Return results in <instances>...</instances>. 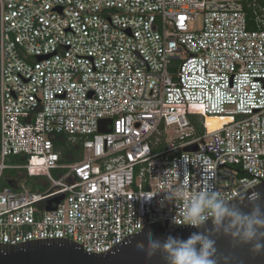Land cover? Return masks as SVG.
<instances>
[{
	"label": "built area",
	"instance_id": "built-area-1",
	"mask_svg": "<svg viewBox=\"0 0 264 264\" xmlns=\"http://www.w3.org/2000/svg\"><path fill=\"white\" fill-rule=\"evenodd\" d=\"M62 135L81 160L61 163ZM263 183L264 0H0V244L107 254L148 226L194 228V191L233 203Z\"/></svg>",
	"mask_w": 264,
	"mask_h": 264
},
{
	"label": "clouds",
	"instance_id": "clouds-1",
	"mask_svg": "<svg viewBox=\"0 0 264 264\" xmlns=\"http://www.w3.org/2000/svg\"><path fill=\"white\" fill-rule=\"evenodd\" d=\"M177 192L183 197V192L177 189L175 192H165L164 200L176 199ZM244 195L249 203L248 211L237 203L226 201L214 189L194 191L184 201V223L201 229L211 219V229L193 232L187 239L168 235L160 240L149 233L145 241L137 242L136 247L149 260L159 254L165 264H219L213 237L223 234L237 246H248L254 253H264V193L252 191Z\"/></svg>",
	"mask_w": 264,
	"mask_h": 264
},
{
	"label": "water",
	"instance_id": "water-1",
	"mask_svg": "<svg viewBox=\"0 0 264 264\" xmlns=\"http://www.w3.org/2000/svg\"><path fill=\"white\" fill-rule=\"evenodd\" d=\"M108 125H112V120L102 121L100 132L110 133L112 130L107 129ZM197 149V145H193L187 147L185 152H195ZM252 191L264 193V183L246 193ZM64 198L65 196L62 195L51 201L47 210H52V204L54 202L59 204ZM233 203H237L244 211L249 210V203L245 195ZM212 227V221L204 226L208 229ZM204 228H182L167 231V227L160 225L148 226L127 244L114 252L102 255L87 254L82 248L68 241H38L16 247L0 244V264H165L159 254L149 260L143 251L137 249V242L145 241L149 233L160 240L165 239L168 235L187 239L191 233L203 231ZM213 238L216 240V255L219 264H264V253H254L248 246H237L230 237L223 234H216Z\"/></svg>",
	"mask_w": 264,
	"mask_h": 264
},
{
	"label": "trees",
	"instance_id": "trees-1",
	"mask_svg": "<svg viewBox=\"0 0 264 264\" xmlns=\"http://www.w3.org/2000/svg\"><path fill=\"white\" fill-rule=\"evenodd\" d=\"M193 125L197 129L200 134H203L204 128L202 125L203 119L199 116H193L191 118ZM223 122H229L228 119H221V117H209L208 118V129L210 131H215L222 127ZM55 144L57 149H59L62 153V161L63 164H73L82 159V146L81 144H72L69 142L68 137L65 135L58 136L55 138ZM18 165H22L24 162L23 158L17 157L15 159ZM24 175L17 176L16 178H23ZM9 176L5 175L3 181V187L11 186L12 182L9 180Z\"/></svg>",
	"mask_w": 264,
	"mask_h": 264
},
{
	"label": "rangeland",
	"instance_id": "rangeland-1",
	"mask_svg": "<svg viewBox=\"0 0 264 264\" xmlns=\"http://www.w3.org/2000/svg\"><path fill=\"white\" fill-rule=\"evenodd\" d=\"M169 137H173V138H175L174 136H175V134H174V128H171L170 130H169ZM167 135H165L163 138H162V140L164 141V140H166L167 139V137H168ZM161 141V140H160ZM21 158V157H20ZM15 159H17V157H12V158H9V160L7 161V164L8 165H11V166H15V165H18V163H17V161L15 160ZM24 163V162H23ZM63 171H61V172H55V173H53L54 174V176L55 177H58V175H56V174H60V173H62ZM25 174V170H21V169H13V170H7L6 172H5V175L6 176H9V177H17V176H20V175H24Z\"/></svg>",
	"mask_w": 264,
	"mask_h": 264
},
{
	"label": "bare ground",
	"instance_id": "bare-ground-1",
	"mask_svg": "<svg viewBox=\"0 0 264 264\" xmlns=\"http://www.w3.org/2000/svg\"><path fill=\"white\" fill-rule=\"evenodd\" d=\"M209 117H215V116H209ZM209 117H208V118H209ZM208 124H209V123H208V119H207V127H208ZM221 128H222V127H221ZM221 128H219V129H221ZM219 129H217V130H219ZM215 131H216V130H215ZM210 132H213V131H210Z\"/></svg>",
	"mask_w": 264,
	"mask_h": 264
}]
</instances>
